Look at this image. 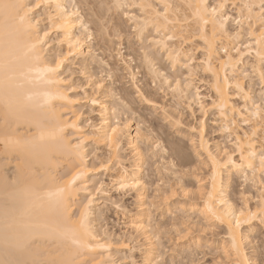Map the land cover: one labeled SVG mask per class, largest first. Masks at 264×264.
<instances>
[{"label":"bare ground","instance_id":"6f19581e","mask_svg":"<svg viewBox=\"0 0 264 264\" xmlns=\"http://www.w3.org/2000/svg\"><path fill=\"white\" fill-rule=\"evenodd\" d=\"M18 2L27 6L26 9L21 10L20 15H24L25 11L32 9L28 12V17L33 27L27 28L24 25H20L16 19H5L0 16V31L14 34L16 29L20 28V34L13 37L16 55L19 57L16 63L15 80L12 87L7 89L2 94V98H0V185L6 180L15 179L19 176L23 178L22 187L26 185L30 188L28 199L18 205L21 210L28 209L23 217L24 222L46 225L48 230L64 234V237L57 242L63 245V252L71 253L75 256L76 264H110L112 260L111 251L114 249L119 251L129 249L127 242L121 241L117 237L115 239L114 235L110 234L105 226L98 225L99 227H97L95 225L104 216V210L102 211V207L93 200L94 194L91 193V190V194H89V187H91L89 184L92 181L89 177L100 171L114 172L115 174L112 176L117 186L115 190L122 191V194L134 191L137 200L142 203L144 191H146L142 181L145 170L144 155L146 156V154L141 150V146L139 147L138 138L140 136L144 140L145 137L143 138L140 135V126L130 130V126L128 127L127 125L128 121L127 123L125 122L126 124L112 122V119L119 112L122 113L124 110L129 112L131 110L130 104L126 98L118 96V93L115 95L116 91L104 90L105 88L100 87V80V82H97V80L96 84L93 82L94 90H91L90 95L88 93L86 95L83 94L84 98L85 96L90 98L89 100L86 97L94 108L92 111L98 116L96 118L97 123L90 122V118V120H85L86 122L84 123L81 122L82 111L78 108L81 105L76 96L69 93L72 89L77 88L75 87L76 85H69L68 83L74 73L71 71L72 75L66 76V74L72 69H70L72 67L70 62L76 60L81 68L80 72L83 76H86L84 78H87V80L85 79L86 82L94 81L98 77V70H100V73L107 71V74L113 75L114 71L112 72V69L114 68H108L110 66L108 61L112 58L108 60V56L112 55L107 56L106 54L108 53L103 52L104 50L102 49V51L101 47L93 50H91L92 48L85 49L88 45L86 42L89 39L88 37L94 36L92 29H89L91 27L89 24L94 26L93 28L97 32L96 35L105 42V37L110 36L104 23V18H107V12L115 10L118 13L120 11L123 13L124 11V8L118 9L115 5L128 6L130 2L133 4H151L152 8L140 12L142 16L128 14L126 11L127 16L131 17L129 20L135 23L134 28L143 29V31H135L138 39L144 42L145 32L149 28H152L155 32L154 36L153 34L150 37L146 36V42L149 43L147 48L141 45L144 48L143 51L147 49L146 52H143V61L141 59L146 73L154 81H157L158 78H161L166 83L169 81L170 77H167L169 74H164V66H162V69L161 65L157 63L160 66L158 68L156 64L160 55H162L170 63L171 68L186 66L189 76H194L195 68L193 70V66L189 65V62L193 60V56H190L193 50L189 45L197 41L202 52L201 60H199V64L202 66L199 67L210 79L208 86L212 96L209 106L217 111L220 118L224 119V128L231 131L236 124V116L244 118L246 115L249 121L254 122L251 133L245 132L244 135H240L234 132L238 158H235L233 154H226L224 151H212L210 142L205 136L204 122H201L199 128L190 127V132L193 134L190 139L191 144L194 145L198 158L201 156L205 157L210 171L208 180L205 184L203 183V186L201 185L203 187L202 191H200L201 189L199 190L202 193H198L200 194L198 197H201L200 202L194 203V205L189 204L192 213L198 214L206 220L213 221L223 228L227 250H231L233 234L237 236L238 241L242 242L239 256L235 251H231V256L234 257L236 264L237 261H239V264H243L245 258H247L249 264H253L252 258H250L245 248V241L247 242L249 237L244 235L242 228L245 226L253 230L254 222L259 224V221L252 220L242 223L238 230L233 229V231L229 230V221H233V223L235 219L244 221L250 212H257L258 206L264 207V180L261 177H257L264 174L260 165V157L264 154V147L256 138L257 131L261 127L264 132V106L258 109V104L256 105L254 100L253 102L255 103H252L250 89L248 90L249 87L245 86V80L250 76L246 74L248 72L246 70L247 65L260 78L261 74L264 73V36L261 35L262 17L260 8L262 0H218L212 4L210 3L211 0H79V5L76 0H18ZM36 2H41L44 5L41 7L44 11L43 16L45 15L49 22V29L56 34L54 41L57 49L52 55L47 53L48 50L46 48L49 43L47 36L44 35L49 29H41V22L36 23V21H39V16L36 17L33 13V5ZM74 2L75 7L72 5ZM156 4L171 5L167 10V19L163 15H156L157 11H162L156 8ZM201 4L208 6L207 12L202 8L198 12V7ZM219 4H223L224 7L218 9L213 22L211 7ZM228 4L233 5L237 9V17L234 19L228 14ZM81 5L85 9L87 7L90 13L88 15L92 19L89 20L88 17V20H86L85 16L80 13L81 9L79 10L78 6ZM109 5H113V7L109 8ZM65 9L67 13L78 12L81 19L67 15ZM49 17H52V19L50 20ZM230 19H233V24L235 23L236 25L233 30H230L228 25L230 24ZM188 20L189 22H187ZM204 20H209V23L205 24ZM81 21L87 26L86 40L83 37L86 34L81 27ZM237 21H240V23L238 24ZM110 24L112 23L110 22ZM246 27H248L245 33L247 41L245 43L243 41L244 44L241 45L240 40L244 39L243 34ZM157 28H159V31H157ZM77 30H80V32L76 33ZM168 37H172V39H168ZM77 38H79V44L76 43ZM107 41L109 40L107 39ZM188 43L189 45L186 47L184 44ZM33 44L36 45L35 54L40 56L39 61L34 59V54L30 51V47ZM248 56L253 58V61L251 60L252 64L250 63L251 61H248ZM61 59L63 63L60 65L55 77L51 78L55 82L49 83L50 77L43 69L48 66H54V61ZM128 63L130 62L128 61ZM131 63L127 64L126 62L125 64L127 65L125 66L131 65ZM128 67L126 70L131 77L130 80L133 82L135 81V73ZM95 75L96 77H94ZM189 80L185 82V85L180 83L181 81L178 82V80L176 81L177 84L175 81L173 84H176L174 86L175 90L173 89L174 93L184 99L186 98V100L193 99L195 96L193 93H196V91L191 92L197 89L196 86L194 87V80ZM78 88H81V86ZM101 88L104 91L101 92ZM96 91L102 93L100 94L99 92L100 96L97 98L95 96ZM232 91L236 93H232ZM189 94L192 95L190 96ZM139 95L141 96L140 93ZM199 95L196 97H199ZM58 96H64L66 99L57 98ZM233 97L253 105L250 104L251 107L246 103L242 107L243 110H241L240 106L234 105ZM93 98L98 103L93 104ZM111 99L113 102L107 101ZM199 105L201 106L202 104L199 103ZM205 108V104L204 106L202 105L201 109ZM6 112L8 113L7 118H5ZM257 112H259V115H257ZM243 122H247V120L244 118ZM60 129H63V131L60 132ZM114 129L115 131H113ZM53 134H57L59 139H54ZM42 136L43 138H41ZM124 141L126 147L137 158L133 165L128 164V160L126 161L125 156L121 153ZM89 143H92L97 148H95L97 151L103 148V150L106 149V155L96 153L94 156L95 160L93 162L89 161V156L92 153H89L87 149ZM162 148L158 150L164 153L165 150ZM95 150L93 149V152ZM154 150L157 149L155 148ZM170 150L172 157H177L179 160L184 159L185 156L183 157V155L185 153L181 148L176 146V148ZM110 163H114L117 168L114 170L115 167H112ZM234 173L242 174L246 179L252 178L256 180L260 194L258 205L254 209L248 206L247 200L241 206H237L233 199L229 197L228 185ZM94 181H92L94 183L92 184L95 187H93L95 191L102 196H106L107 190L103 182ZM122 183L135 184L137 187L125 189L121 187ZM89 200H91V203H89ZM85 205H87V216L82 222L81 213L84 211ZM76 206H78L77 213L74 211ZM143 206L144 203L141 204L140 208L142 209ZM144 210L145 208L141 212L143 213ZM121 211L124 212L125 210ZM242 212L244 213L243 216L241 215ZM127 213L129 214V212ZM217 216L221 219L217 220ZM221 220L224 222L221 223ZM129 226L135 233L149 240L147 236L152 232H147L148 227L145 218L137 222L133 221ZM150 245L144 254V260L154 258L153 243ZM135 248L137 249V247ZM128 259L133 260L130 256Z\"/></svg>","mask_w":264,"mask_h":264},{"label":"rangeland","instance_id":"374dc122","mask_svg":"<svg viewBox=\"0 0 264 264\" xmlns=\"http://www.w3.org/2000/svg\"><path fill=\"white\" fill-rule=\"evenodd\" d=\"M215 1L218 0H211L210 3H215ZM76 2H78L79 5V0H76ZM130 3L128 4L127 9L124 8L123 13L122 11L118 13L115 10H110L107 12V18H104V23L106 24L105 28L107 29V33H109L108 35L110 36L105 37V42H103V40L98 35H96L97 32L93 28L94 26H92V24H89V26L91 27L88 26L90 30L92 29L91 31L94 36H92L93 38L91 37L92 39H87L88 41L86 42L89 46L87 45V48L85 47V49L87 50L92 48L91 50H93L101 47L100 49H103V52L108 53L106 54L107 56L112 55L108 56V60L112 57L110 59L111 61H107L110 65L108 66V68H114L112 69V72L114 71L113 75H110L109 73L107 74V71L100 73V70H98V74L95 72L98 77H96V75L94 76L97 79L95 78V80L93 78L94 81L86 82L87 78H84L86 76H83V74L80 72L81 68L77 64L78 62L76 60L70 62V66H72L70 67V69H72L69 70V72H67L66 74V76L72 75L71 71L72 73H74L72 75L73 77L70 78L71 81H69L68 83L69 85H76L75 87L77 88L72 89V92L70 91L69 93L73 96H76L78 102L81 105V107H78L82 111L81 122L84 123L90 118V122L97 123L96 118H98V116L95 112L92 111V109L94 108L89 103L90 98L87 96H85L84 98L83 94L86 95L88 93V95H90L89 93L94 90L93 84L98 80L97 82L101 81V84L99 85H102L103 89L105 88L104 90L110 89L113 90V92L116 91L115 95L118 93V96L126 98L127 102L130 104L129 107L131 110L129 109V112L128 110L122 111V113L125 112L124 114L119 112L121 116L118 113V115H116L115 118L112 119V122H119L124 124L128 121L129 123L127 125L128 127L130 126V130L136 128L137 126H140V135L143 138L145 137L144 140L140 138V136L138 138V145L139 147L141 146V150L144 154H146V156L144 155L145 170L143 172L144 177L142 179L143 184L146 187L144 190L146 191H144V198L142 203L137 200L134 191L124 192V194H122V191L120 192L119 190H115L117 186L115 185L114 178L112 176L115 174L114 172L112 173L111 171H100L97 174L90 176L89 179H91L92 181L95 180L94 182H103L107 190L105 193L106 196L98 194V192L94 189V183L88 179L89 181H91V184H89V186H91L89 187V194H94L93 200H95V203H98L99 206L102 207V211L104 210V216L100 218L102 221H97L95 225L97 227L101 225L105 226L106 230H108L110 234H113L115 239L117 237L119 240L127 242L126 244L128 245L129 249L127 248L120 251L114 249L113 251H111L112 260L114 259L113 261L111 260V263L114 262L113 264H130L131 260L128 259L129 256L132 257L133 260H144V254L147 248L151 246V243H153L152 248L154 249L155 253L154 258H162L164 260H167L168 264H193V261H197L199 262V264H236L233 256H231V259H229V256L225 255L227 248L225 246V234L223 232V228L219 224H215V222L213 221L206 220L200 217L198 214L192 213L190 210L189 204L194 205V203L197 204L200 202L201 197H198V195L202 193L200 191H202L203 189V183L205 184L208 180L207 178L210 171V167L208 166L209 164L207 163L205 157L201 156L200 158H198L197 152H195L194 145L191 144L190 139L192 138L193 134L190 132V129L192 127L199 128L201 122H204L205 136L206 139L210 142L212 151H224V153L233 154L235 158H238L237 149L235 146L236 140L234 132H237L240 135H244L245 132L251 133L252 125L254 122L251 120L249 121L246 115L244 116V118L247 120V122H243L244 118H239V116H236V124L232 127L231 131L224 128V119H222V117L220 118V116L217 114V111L209 106L212 96V93L209 90L208 86L210 79L207 74H204L202 68L199 67L202 66L201 64H199V60H201L202 57V52L200 50V47L198 46L199 43L197 41L192 42V44L190 43L191 45H189V43L184 44L186 47H188V45L191 46L193 50L191 51L192 54L190 53V56H193V60L189 62V65L193 66V70L195 68V73L193 72L195 74L194 76H189V71L186 66H181L175 69L171 68L170 63L165 60L162 55H160L159 61H157L156 64L158 63L159 65H161V67L164 66V74H169L167 75V77L169 76L170 78H172L170 79L168 77L169 81H167L169 83L164 82L163 80H161V78H158L157 81H154V79L151 78V76L146 73V70L144 69L142 56L143 52L147 51V49L146 51H143V47L147 48V45L149 44L146 42V36L148 35L147 37H150V35L152 34L154 36L155 32L152 28L146 30L147 32H145V37L143 38V40L145 39L144 42L141 39L137 38V34L135 35L136 32L133 31V29H135L134 21H130L128 18L124 17L125 15L123 14L127 11L128 14L136 16L142 15L140 13L141 11L130 6L133 4L132 2ZM74 4L75 2L72 5ZM228 6V14L234 19L235 17H237V9L233 5L228 4ZM78 7L79 10L81 9L80 13H82L83 16H85V19L88 20L90 13L88 12L87 7L86 9L85 7H82V5ZM156 8H158V10H162V5L156 4ZM43 12L44 11L42 8H34L33 10L34 16H39L40 18H38L39 22H41L40 28L42 27L41 29L47 30L49 29V22L47 21L46 16H43ZM90 19H92L91 16L89 17V20ZM233 19H230V24H228L230 30L236 28L235 23L233 24ZM109 21L112 24H110ZM187 22H189V20ZM246 29H248V27L244 28V39L242 38L240 40L241 45L244 44L245 41H247V37H245ZM52 31L53 30L50 29L49 31H47V41L49 44H47L48 47L46 49L49 51H47V53L50 55L54 54L55 50L57 49L54 41V37L56 34ZM79 32L80 30L76 31V33ZM117 34H119L121 37L117 38ZM86 36L87 34L83 36L85 40L87 38ZM107 39L109 41H107ZM185 46L183 47L185 48ZM130 48L132 49L130 50ZM251 60L253 61V58L249 57L248 61ZM128 61L130 63L133 61L131 65H128L129 67L127 66L130 70H133L132 72L135 73V81L133 82L132 80H130L131 77L126 70L127 67L125 66L127 64H130L128 63ZM252 61L250 62L251 64ZM124 62H127V64H125ZM73 63H75L76 65ZM158 64L157 67L160 68ZM115 69L119 71L117 72ZM246 70L248 71L246 74H249L250 76H248L249 78L247 77V79L245 80V86L247 88L249 87L248 90L250 89L249 92L252 94L250 95L252 103L254 104L256 102V105L258 104L260 106H264V103H262V97H264V81L263 79L261 80L257 73L252 71L249 65L246 66ZM93 72L91 73L93 74ZM189 79L194 80V87L196 86L197 88L196 90L194 89V91L191 92L193 93L196 91V93H193L195 96H192V100H186V98L184 99L174 93V86H176L177 80L178 82L181 81L180 83L185 85V82L187 80L190 81ZM174 81L176 83L175 85H173ZM80 86L81 88L83 87V89L78 88ZM103 89H100L101 92L104 91ZM99 92L100 91L95 94L96 98L100 96V94H102L101 92L99 94ZM139 93L141 94V96L139 95ZM232 93L236 92L232 91ZM196 94H200V98L196 97ZM189 95L191 96L192 94ZM195 97L196 99H194ZM236 97L232 98L234 105L236 104L235 106H240V109L243 110L242 107L244 104L246 105L247 101L244 102V100H240ZM199 99H201V101H199ZM253 100L255 102H253ZM107 101L113 102L112 99ZM197 102H199L203 106L205 104L206 108L201 109L202 105L200 106ZM247 104L248 106L253 105L249 102ZM251 107L248 108L252 109ZM120 109L122 110V108ZM256 138L264 147V132L262 127L259 129V131H257ZM146 139L147 141L145 142ZM161 142L163 146L161 145L159 150H161V148L163 147L162 149L165 150V154L163 153V151L160 152L156 148V145H154L156 143L160 145ZM149 143H152L153 147L149 148ZM176 146L177 148L179 147L184 151V159L182 158V160H179L177 159V157H172L170 149L176 148ZM122 147L123 150L121 151V153H123V155L125 156L126 161L128 160L127 163L130 165L135 164L134 162H136L137 158L131 152V150L126 147L125 141ZM95 148L96 147L92 145V143H89L87 149L89 153L92 152L89 156V161L91 160V162L95 160L94 156L96 155V153H101L100 155L104 156L106 155L105 153H107L106 149L103 150L104 148L98 151L95 150ZM155 148L157 150H154ZM93 149L95 150V152H93ZM110 165H112V167H115L114 170L117 168L116 166H114V163H110ZM172 165H175V168H173ZM257 177H261V179L264 180V174ZM231 178L232 179L229 181L227 191L229 197L233 199L235 204L237 206H241L243 202L247 200L249 207L253 209L257 207L260 192L258 190L256 180H253L252 178L246 179L244 175L237 173H234ZM162 181L163 183H161ZM158 185L159 187H157ZM173 191L176 192V195L174 197L172 196ZM169 197L171 198L169 199ZM140 203H144L142 209L145 208V210L143 213L141 212L142 209L140 208ZM77 207L78 206L75 207V213H77ZM121 210L129 212V214L124 211L126 213L125 214ZM142 218L146 219V225L148 227L147 232H152L147 236L151 241L146 240L138 233H135L129 226V224L131 225L133 221L137 222ZM149 220H151V225H149ZM186 225L191 226L190 235H188L185 239H180L178 236L174 238V233L177 230L183 229ZM260 227L261 226L257 224V222H254L253 230H250L251 228L245 226H243L242 228L244 235H248L249 237V240L247 239V242L245 241V248L250 258H252L251 261L253 262V264H264V243L260 242L262 239H264V237H262L260 234ZM157 236H159L160 238L156 239ZM124 238L127 239L125 240ZM152 239L154 242L152 241ZM224 246L226 249L224 248ZM135 247H137V249ZM125 256L127 257V259H125ZM158 256L161 258H159ZM128 260L130 261L128 262Z\"/></svg>","mask_w":264,"mask_h":264},{"label":"snow or ice","instance_id":"6c2138e0","mask_svg":"<svg viewBox=\"0 0 264 264\" xmlns=\"http://www.w3.org/2000/svg\"><path fill=\"white\" fill-rule=\"evenodd\" d=\"M44 6L41 2H36L33 5V8H41ZM191 6V5H190ZM59 7V5H57ZM75 7V5H73ZM113 7V5H109V8ZM118 9L127 8V5H115ZM133 8L139 9L141 12H144L147 9L152 8L151 4H133ZM160 7V6H158ZM171 7V5L164 4L162 5V11H157L156 15H163L165 19H167V10ZM224 7L223 4L214 5L211 7V13L214 18L219 8ZM27 6L20 4L18 0H0V16H3L5 19H16L18 20L20 25H24L27 28L33 27L31 20L28 17V12L32 9H28L24 12V15H20L21 10L26 9ZM202 8L205 12L208 10V6L205 4H201L198 7ZM261 35L264 36V0H262L261 5ZM67 13V10L65 9ZM69 16H75L77 19H81L79 17L78 12L67 13ZM125 17L131 19V17L127 16V13H124ZM51 20L52 17H49ZM67 23V21H65ZM39 23V21H36ZM204 23H209V20H204ZM239 24L240 21H237ZM155 26V25H154ZM81 27L84 29L85 34L87 33V26L83 24L81 21ZM133 31H143L142 28L133 29ZM159 31V28H157ZM20 34V28H17L15 33H5L0 31V98H2V94L9 88L12 87L13 82L15 80L16 75V63L19 57L16 55V51L14 48L15 40L14 36H18ZM48 35L47 32L44 34ZM91 38L90 36L88 37ZM117 38H119V34H117ZM168 39H172V37H168ZM79 38H77L76 43L79 44ZM39 43V41H38ZM71 47V45H70ZM36 45L33 44L30 47V51L34 54V59L39 61L40 56L35 54ZM63 63V60L54 61V66H48L43 69L45 73H47L50 77L49 83L55 82L52 77L58 72L60 65ZM261 78L264 79V73L261 74ZM102 87V85H99ZM239 87V85H237ZM57 98L66 99L64 96H58ZM93 104L98 103L96 99L93 98ZM262 103H264V97H262ZM261 106L257 105L259 109ZM8 113H5V118H7ZM259 115V112H257ZM60 132L63 129L59 130ZM115 131V129L113 130ZM43 138V136L41 137ZM54 139H59L57 134H53ZM79 146V145H77ZM149 148L152 147V143H149ZM156 148L159 149L160 145L156 143ZM260 165L261 170L264 172V154L260 157ZM251 167V165H249ZM175 168V165H172ZM163 183V181L161 182ZM23 178L17 177L15 179L6 180L0 185V264H76L75 256L71 253H65L62 251L63 245L58 243L57 241L64 237V234L57 233L55 231H50L47 229L46 225H42L39 223L31 224L26 223L23 220L24 215L27 213L28 209L25 208L23 210L18 208V205L22 201H26L30 195V188L28 186H23ZM122 188H134L137 185H128L121 184ZM159 187V185L157 186ZM176 192L173 191L172 196L174 197ZM171 197H169L170 199ZM91 203V200H89ZM155 207V205H154ZM211 211V209H209ZM243 216L244 213L242 212ZM87 216V205H85L84 211L81 213L82 222ZM217 220L221 218L219 216L216 217ZM252 220H258L260 224V234L264 237V207L257 208V212L249 213L247 219L241 221L239 219H235L233 221H229V230L233 231V229L238 230L241 227L242 223H247ZM224 221L221 220V223ZM149 225H151V220H149ZM190 225H186L183 229L177 230L174 233V238L178 236L180 239H185L188 235H190ZM160 237L157 236L156 239ZM264 243V239L260 241ZM242 242L238 241L237 236L233 234L232 237V245L231 250H226L225 255L229 256L231 259V251H235L239 256L241 254ZM130 264H168L167 260L164 259H156L151 258L147 260H132ZM193 264H199L197 261H193ZM239 264V261H237ZM243 264H249L247 258L244 259Z\"/></svg>","mask_w":264,"mask_h":264}]
</instances>
